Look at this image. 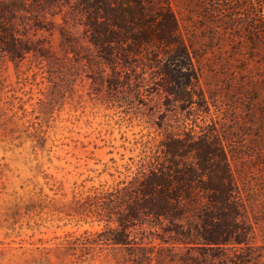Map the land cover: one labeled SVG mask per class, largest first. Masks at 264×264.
<instances>
[{
  "label": "rangeland",
  "instance_id": "374dc122",
  "mask_svg": "<svg viewBox=\"0 0 264 264\" xmlns=\"http://www.w3.org/2000/svg\"><path fill=\"white\" fill-rule=\"evenodd\" d=\"M168 2L185 64L160 44L101 49L94 32L121 35L97 12L105 0H0L28 49L14 58L0 41V264H264V0ZM188 135L225 151L244 240L184 244L137 225L130 246L99 243L117 222L86 196Z\"/></svg>",
  "mask_w": 264,
  "mask_h": 264
},
{
  "label": "trees",
  "instance_id": "16d2710c",
  "mask_svg": "<svg viewBox=\"0 0 264 264\" xmlns=\"http://www.w3.org/2000/svg\"><path fill=\"white\" fill-rule=\"evenodd\" d=\"M105 2L107 7H98L97 12L105 14L103 19L119 28L121 35L106 39L104 34L94 32L93 42L101 49L117 40L126 43L133 53L137 47L146 49L160 44L172 53L177 51L175 62L188 61L189 51L168 0ZM113 11L119 15H112ZM0 24L8 35L0 39L2 50L11 57H22L27 47L14 45L7 24ZM155 24L157 31H152ZM109 30L108 34H112V28ZM184 74L181 85H188L192 73ZM86 201L99 205L108 221L117 222L116 227L98 233L102 237L99 243L130 246L134 243L132 230L137 225L146 226L149 232L159 228L162 239L175 236L184 244L220 246L244 240L237 233L239 201L227 155L209 137L198 141L190 135L168 138L140 161L129 180L95 191L86 196Z\"/></svg>",
  "mask_w": 264,
  "mask_h": 264
}]
</instances>
